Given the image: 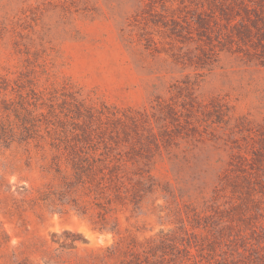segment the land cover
I'll return each mask as SVG.
<instances>
[{
  "label": "rangeland",
  "instance_id": "374dc122",
  "mask_svg": "<svg viewBox=\"0 0 264 264\" xmlns=\"http://www.w3.org/2000/svg\"><path fill=\"white\" fill-rule=\"evenodd\" d=\"M5 82L16 100L42 92L69 129L83 124L75 100L156 118L168 105L180 128L163 116L168 134L120 149L152 157L157 185L113 204L119 235L99 230L95 188L73 195L80 208L32 202L40 175L0 146V175L3 155L13 161L0 186V264H119L133 241L171 259L189 251L187 264H264V0H0ZM191 99L199 112L187 125ZM106 122L93 123L101 151Z\"/></svg>",
  "mask_w": 264,
  "mask_h": 264
},
{
  "label": "trees",
  "instance_id": "16d2710c",
  "mask_svg": "<svg viewBox=\"0 0 264 264\" xmlns=\"http://www.w3.org/2000/svg\"><path fill=\"white\" fill-rule=\"evenodd\" d=\"M5 84L0 88L4 92L0 101V146L15 153V162H24L27 170L40 175L43 184L27 189L30 195H33L34 190L37 193L31 201L43 208L58 209L69 204L65 203L69 200L80 208L73 195L80 191L91 193L95 188L96 193L104 195V225L99 230L119 235L118 221L115 220L112 225L108 218L113 204H124L132 196L135 200L141 191L151 193L157 185L151 173L152 157H141V162L136 158H126L128 152L120 149L125 146L124 148L135 153L146 148L143 138L147 143L150 139L157 141L159 135L168 134V117L165 119L163 116L169 115L176 123L175 129H179V115L175 109L159 104L157 118L155 114L151 116L147 111L126 110L106 114L88 110L82 102L75 100L79 106H76L71 118L83 124L73 122V129H69L59 118L57 122L62 124L60 130L53 120L58 116L57 109L53 104H46L42 92L34 93L31 89L32 93L26 92V96L19 93L16 100L8 95L15 88L12 87L9 91L10 82ZM191 101L187 125H193L192 115L199 112L194 105L197 102L194 99ZM102 116L107 120L105 131L108 136V140L104 139L103 151L93 134V123L97 117L100 119ZM151 117L156 118L160 124L159 134L155 132ZM3 159L0 186L5 183L9 165L13 162H9V157L5 155ZM108 251L114 252L113 249ZM186 252L187 255L182 259H171L165 249L156 251L143 243L133 241L122 251L123 259L119 264H187L190 254L189 251Z\"/></svg>",
  "mask_w": 264,
  "mask_h": 264
}]
</instances>
